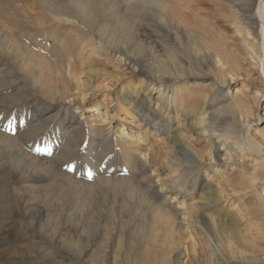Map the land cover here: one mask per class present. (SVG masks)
I'll list each match as a JSON object with an SVG mask.
<instances>
[{
    "label": "rangeland",
    "instance_id": "374dc122",
    "mask_svg": "<svg viewBox=\"0 0 264 264\" xmlns=\"http://www.w3.org/2000/svg\"><path fill=\"white\" fill-rule=\"evenodd\" d=\"M20 1H0V6L8 7L6 18L14 17L15 3ZM204 1L208 3L207 7L213 10L214 15L216 13L218 14L213 0ZM258 1L256 0V8L254 10V14L259 23L256 36L257 38L259 36V39L263 41L264 29L261 26L262 24L264 25V3L262 4V2ZM169 2L172 14L185 5L183 1L169 0ZM197 2L199 4L198 9L200 11L202 10L201 0H192V3L185 8V12L190 16L196 14L195 11H192V8ZM126 3H130L132 6L135 4L132 0H127V2L125 0H104L97 12L103 15L112 13L118 15L117 17L120 16L128 19L132 23L131 29L127 28L129 31L119 36L118 28L121 26L120 23L115 29L92 33L89 39L94 43L89 42L86 45L85 52L95 55L97 59L95 64L97 65L94 66V69H100L104 74L103 77L108 82V94L110 95L111 91H115L120 97H125L130 94L134 95L136 93H143L142 96L145 94L149 95L153 88L154 80L164 79L168 81V83L157 86L162 91V94H165V98H162L156 92L154 96L152 95L151 99L153 102L164 103L171 110L169 122L166 123L165 120L163 121V129L165 128L163 132L170 134L169 139L163 142L159 141L161 138L159 137L160 133L152 136L149 132L145 131V126L140 124L138 119L133 115L128 119L131 123L124 124L122 119L126 115L118 113V115L113 116L111 127H106L111 129L110 135L112 139L106 134L107 131H99L92 134L93 142L90 143V146H101L102 141H112L122 145L117 140L121 130H123L125 134L131 136L132 140L136 142L133 146L139 147L147 152V159L144 162H140L137 156L131 155L128 152V149L131 147L127 146V150L125 151L123 150V146L122 151H120L117 150L116 145L110 144L109 155H100L106 159L110 158L113 161L111 169L105 175L92 173L86 175L82 173L85 167L91 168L93 164H87L85 161L89 160L86 158L80 159L79 156H75L69 164V167H65L63 170V175L68 181L65 183L61 177V167L55 163V169L53 167L49 168V165L53 164L54 161L47 159L48 156L52 157L57 154L56 148L59 149L58 146L61 144L52 145L53 143L49 141L50 143L43 145V148L31 147L32 143L23 144L20 153L21 160L17 163L20 171L13 164L9 163L10 154L5 157V161L12 167V171L0 169V178H4L7 181L6 186L0 187V199L4 195H10L13 199L26 197L27 202L30 200L29 198H32L30 201L31 205L39 206L44 213V219L39 226H35L36 230L39 231L41 240L48 242L46 246L39 249V252L43 251V254L51 253L55 247L59 246L61 248V257H58V261L64 264H143L142 260L137 258L135 250L145 242H149L151 245L149 259L154 264H174L176 255L179 256L177 261L180 264H204V259L212 258V250L204 238V234L206 233L205 229L208 230L204 224L195 226V220L181 221V218H179L176 220L183 222V224L179 225L177 230H172V232L166 226H160V224H153L149 229L143 230L144 226L140 224L139 217L144 213H141L139 210L146 209L151 203L157 200L158 189L160 188L156 187L158 179L161 180V187L165 191L174 189L167 188L170 168L163 166L164 159L160 161L161 154L166 155V157L169 156L168 158L170 159H172L170 156L173 158L176 157V162L177 159L179 162L185 161L189 157L185 156L184 152L188 151L190 147H195L194 149L202 160L201 166L204 168L200 174V183L201 181L204 182L212 179L213 184L221 181L222 186H225L223 181H234L232 183L234 185L232 189H225L228 195L233 194L239 189L237 183L240 180H244L242 182H245L248 175L250 176L256 170L257 166L255 165H258L257 161H260L264 165V98L261 100L262 87L260 86L257 68L252 66L243 55L247 50L254 49V43L245 32L238 33L236 32L237 29L235 26L232 27L226 23L225 25L227 27L223 28V31H213L212 36L215 38L216 44L224 43L227 52L232 51L233 48L236 49L233 52L234 58L230 61L237 64V68L232 72V74H235L234 78H236L233 81V78L229 77L230 72L226 68L221 69L216 67L212 57L214 55L212 50L203 48V50H207V53L202 54L194 47V42L198 43V35L194 31H189L185 28H180L176 31V29L168 25H164L163 27L165 32L158 29V27L152 28L149 25H145L144 21L141 20V18L143 19V14L138 11V7L128 8L125 6ZM222 4L226 7V10L234 9L227 4V0H224ZM242 7L243 5L240 4L235 9L237 8V11L242 14L240 11V9H243ZM71 18L76 21L74 16ZM8 23L12 26V19ZM187 28H197L198 31H202L201 25L195 20H192L187 25ZM147 29L157 30L159 36L164 34L171 37L169 39L160 37L161 42L157 38L149 40L147 33H144ZM166 29L168 31L167 34ZM118 36L123 37V39L119 40ZM204 39H211V34L210 36L206 35ZM170 40L175 44L173 46L174 49L169 48L172 47ZM121 52L127 58L126 62H118ZM220 53L224 60L228 59V57L223 56L225 53ZM48 61H53V58L45 57L43 68L36 63L34 69L37 73L44 72V78L49 79L53 83L56 76H53L49 72L51 68L47 64ZM128 62L134 63L131 65L125 64ZM84 63V58H80L72 74L73 78L77 79L80 75L79 71L84 68L82 81L86 82L87 77L85 74L88 73V69ZM175 64L177 65L176 67L174 66ZM16 72L19 74L16 79L21 78L26 80L25 69H17ZM259 73L262 75L264 82V74L261 71ZM110 75H113L112 79H107ZM29 80L33 79L30 77ZM75 89L76 87L74 85L73 91H76ZM239 89L245 94L243 100L249 103L250 109L244 112V116L239 111L237 113H232L230 110L221 112L222 104L217 98L224 97L225 104L232 103L236 99V91ZM82 90V96L76 97L77 100L74 104H83L84 110H79V113L87 121L92 116V110L95 109L96 103L102 100L103 96L92 100V92L97 91V89L88 90L83 87ZM180 94L186 97V101L197 96V104L185 101V110L187 111H182L179 108L176 109L174 101ZM259 100L261 101L259 102ZM256 103L259 105L256 113L257 120L252 115L255 114ZM105 105L108 104L106 103ZM99 112H105V109L102 108ZM176 112L179 113V125H182V127L178 129V132H173L178 125ZM217 112L219 114L215 118H222L218 122L221 121L224 123L221 124L223 126L218 128L219 132L234 136L238 134L239 127L243 126L240 129L241 138L243 140L247 139L248 143L258 153L263 154L255 156L257 153L247 144L243 143L246 145V150L253 151L252 153L255 154L253 157H256L255 161H246L243 158L245 155L235 148L228 152V159H226L227 157L222 158V160L228 162L229 166H218L212 169L215 165V160H213L214 162L211 160V147L207 145V142L202 143V139L197 137V134L203 129V125L198 124V122H200L199 119L203 117L207 119ZM69 119H71V115L68 116ZM246 119L251 122L248 126L246 124L243 125ZM240 122H243L242 125ZM18 126L20 128V124ZM103 126L102 124L100 127ZM16 131H18V128H16ZM175 133L179 135L178 138H174L176 136ZM192 141H195L194 144L196 146L192 147L190 144ZM83 154L84 152L81 153V155ZM35 158L38 159V164L34 162ZM81 160H84L83 164L85 166L83 164L80 165L78 171L77 168ZM110 162L108 161L107 164L110 165ZM41 164L45 167L42 165L40 171L38 167ZM102 167L105 168L107 165L102 164ZM35 173L39 176L38 182L22 183L24 178L33 176ZM261 180L263 181V178ZM62 184L65 188L69 184L70 188L73 189L72 200L68 202L66 199H63L68 205H65L63 202L60 204L56 199L59 193L57 188ZM256 188L249 193L247 192L249 190L245 191L247 194L242 195L244 207L242 205L240 209L241 215L243 216L248 218L249 216H253V218L255 216L253 220L254 224L252 223L248 227L249 231L242 232L245 236L254 234L253 237L256 241L255 245L253 244L254 247H245L246 244L244 247L240 246L236 237L233 239L227 231L222 235L224 243L230 236V244L228 245L234 247L237 253L244 254V257H255V259L259 255L262 256L261 254L264 255V211L261 210L264 209V198L260 197L262 195L261 190L264 188ZM36 194L39 197L35 196ZM165 195L170 197L166 192ZM235 198L236 196L234 195L229 197L227 207L234 208V203L237 201V198ZM13 199L11 201L12 208L6 209V212H0V226L4 227L3 231L5 232L3 237L7 236L10 243V245L0 246V264H4L2 259L5 257L10 260L26 258L27 262H30L35 257L42 258V254L31 251V246L23 241L28 238L29 231L34 226L30 221L23 219L17 211L18 203ZM182 199H180L181 204L177 205L178 208L184 205L185 208L183 210L186 211L189 217H194L198 213V209L193 207L199 204L198 197L195 198V195H193L191 200ZM240 200L241 198H239ZM168 203L166 201L165 204L168 206ZM172 204H177V202H173ZM2 206L4 205L0 200V209ZM129 206L131 209L127 210ZM87 208L94 210L90 226H94L99 230L92 232L91 229L83 230L81 228L79 224L80 219H89ZM134 209L136 210L134 211ZM251 210H253L254 214H251ZM222 217L225 216L222 215ZM145 220L152 222V217ZM209 229L215 231L214 227H209ZM201 231H203L202 235ZM85 237L92 239L89 249L81 254H75L69 248V243L75 241L81 243ZM224 250L227 252V256H229L228 251L226 249ZM37 263L34 262L32 264Z\"/></svg>",
    "mask_w": 264,
    "mask_h": 264
},
{
    "label": "bare ground",
    "instance_id": "6f19581e",
    "mask_svg": "<svg viewBox=\"0 0 264 264\" xmlns=\"http://www.w3.org/2000/svg\"><path fill=\"white\" fill-rule=\"evenodd\" d=\"M103 1L104 0H21L15 3V15L12 18H6L8 7L0 6V132H2V134H0V157H2L0 158V169L12 171V167L5 161V157L10 154L9 163L13 164L15 168L20 171L17 163L21 160V146L27 143H32L31 147L39 148H43V145L49 144L50 142L53 143L52 145L61 144L58 146L59 149L56 148L57 154L52 157L48 156L47 159L54 161L53 164L49 165V168L53 167L55 169L56 164L61 167V177L64 183L68 181L63 175V170L65 167H69V164L75 156H79L80 159L86 158L89 160L85 161L87 164H93L91 168L85 167L82 173L86 175L90 173L105 175L108 170L111 169L113 161L110 158L106 159L100 155H109L110 144L116 145L117 150L120 151H122L123 146V150L125 151L127 150V146L131 147L128 149V152L131 155L137 156L140 162H144L148 156L147 152L139 147L133 146L136 142L132 140L131 136L125 134L123 130H121L117 140L121 142L122 145L112 141H102L101 146H90V143L93 142V133L107 131L106 134L111 138V129L106 127H111L113 116L118 115V113L127 116H124L122 119L124 124L131 123L128 119L133 115L138 119L140 124L145 126V131L149 132L152 136H155L156 133H160L159 137L161 138L159 141L163 142L169 139L170 134L163 132L165 131V128L163 129V121L165 120L166 123L169 122L171 110H169L168 106L164 105V103L153 102L151 99L152 95L154 96L156 92H158L162 98H165V94H162V91L157 86L168 83V81L164 79L154 80L153 88L149 95L145 94L142 96L143 93H136L134 95L130 94L125 97H120L115 91H111L110 95L108 94V82L103 77L104 74L100 69H94V66L97 65L95 64V61H97L95 55L85 52L86 45L89 44V42H93L89 39L92 33L115 29V27L121 23V26L118 28L120 36L129 31L127 28L131 29L132 27L130 20L120 16L117 17L118 15L116 14L107 13L108 15H103L98 13V8ZM125 1L127 2V0ZM176 1H183L185 5L180 7L174 14L171 12L169 0H132V2L135 3L133 6L130 3H126L125 6L128 8L138 7V11L143 14V19L141 18V20L144 21L145 25H149L152 28L158 27V29L165 32L163 27L164 25H168L169 27L172 26L176 31L180 28L194 31L198 35V43L194 42V47L202 54L207 53V50H212L214 52L212 57L216 67L221 69L226 68L227 71L230 72L229 77L233 78V81H235L236 78H234L235 74H232V72L237 68V64L230 61L233 60V52L236 49L233 48L232 51L227 52L224 43L216 44V40L212 36V33L214 30L223 31V28L227 27L225 23L232 27L235 26L237 29L236 32L238 33L245 32L247 36L253 40L254 49L247 50L243 55L249 63L258 70L257 74L259 75L260 86L262 87V100L264 98V82L259 72L261 71V73L264 74V40L261 41L259 36L258 38L256 36L257 28L259 27L258 20L254 14L256 0H227V4L232 7V9L234 8L233 10H226V7L222 4L224 0H217L218 2L213 0L214 7L218 12L216 15H214L212 9L207 7L208 3L201 0L202 10L200 11L198 9L199 4L197 2L192 8V11H195L196 14H192L191 16L185 12V8L192 3V0ZM259 1L262 2V4L264 3V0ZM240 4L243 5V9H240L242 14L237 11V8L235 9V7H239ZM119 7L121 8V6ZM73 16L76 21L71 18ZM11 19L13 22L12 26L8 23ZM192 20L199 22L202 31H198L197 28H187V25H189ZM263 26L262 24L261 27L264 29ZM167 32L166 29V34ZM144 33H147L149 40L157 38L159 42H161L160 37L168 39L171 37L169 35H167L169 36L167 37L164 34L159 36L157 30L152 29H147ZM210 34L211 39H204L206 35L210 36ZM122 39L123 37H119V40ZM170 44L172 47L169 48L174 49L173 46H175V44L172 40H170ZM159 46H161V44H159ZM203 48L207 50H203ZM220 52L225 53L223 56L228 57V59L224 60ZM45 57L53 58V61L47 62L51 68L49 72L53 76H56L53 83H51L49 79L44 78V72L37 73L34 69L36 63L43 68ZM121 57L123 58L121 59ZM124 57L123 52H121L118 62H126L127 58L125 57L124 59ZM80 58H84V65H86L88 69V73L85 74L87 77L86 82L82 81L84 68L79 71L80 75L77 79L73 78L72 73ZM133 63L134 62H128L125 64L131 65ZM174 66L176 67L177 65L175 64ZM17 69L26 70V80L21 78L16 79L19 75L16 72ZM30 77L33 80H29ZM112 77L113 75H110L107 79H112ZM74 85L76 91H73ZM83 87L88 90L97 89V91L92 92V100L103 96V99L96 103L95 109L92 110V116H90V119H87V121L86 118L79 113V110H84L83 104H74L77 100L76 97L82 96ZM244 95L242 90L239 89L236 91V99L229 104H225L224 97L217 98L222 104V110L220 111L230 110L232 113H237V111H239L244 116V112L250 109L249 103L243 100ZM255 98L257 99V97ZM261 100H259V102ZM185 101L186 97L184 95H178L174 101L176 109L179 108L182 109V111H187L185 110ZM186 102L197 104V96L192 97ZM106 103L108 105H105ZM258 106V103H256L255 114H252L255 116L256 120ZM102 108L105 109V112L101 113L99 110ZM218 114L217 112L207 119L203 117L199 119L200 122H198V124L203 125V129L197 134V137L202 139V143L207 142V145L211 147V160H215V165L212 169L218 166H229L228 162L222 160V158L227 157L226 159H228V152L235 148L245 155L243 158L246 161H255L256 157H253L255 154L252 153L253 151L250 152L251 150H246L245 144L257 153L255 156L263 154L258 153L256 149L248 143L247 139L243 140L241 138L240 129H242L241 127L243 126L239 127L238 134L234 136L232 134L219 132L218 128L223 126L221 124L224 123L221 121L218 122V120L222 118H215ZM69 115H71V119L68 120ZM178 116L179 113L176 112L178 125L173 132H178V129L182 127V125H179ZM240 123L242 125L243 122ZM19 124L20 128L18 126ZM102 124L104 126L100 127ZM194 124L196 125V123ZM245 124L248 126L251 122L246 119L243 125ZM16 128H18V131H16ZM178 137L179 135L177 134L174 138ZM196 142L198 143V141ZM194 143L195 141L190 143L192 147L196 146ZM194 148L195 147L188 148V151L184 152V155L189 158L180 162L178 159L177 162L175 161L176 157L173 158L170 156L172 158L170 159L168 158L169 156L166 157V155L161 154L160 161L164 159L163 166L170 168L167 188L174 189L165 191L164 188L161 187V180L158 179L156 187L160 188L158 189L157 200L151 203L146 209L139 210L141 213H144L139 217L140 224L144 226L143 230L149 229L153 224H160V226H166L172 232V230H177V227L183 224V222L176 219L181 218V221H190L193 219L196 221L195 226L204 224L206 228H208V230L205 229L206 233L204 232V238L212 250V258L204 259V264L264 263L263 254H261L262 256H257L256 259L255 257H244V254L237 253L234 247L228 245L230 244V236L225 243L222 239L223 233L227 231L233 239L236 237L240 246L244 247L246 244L245 247L251 248L253 244L255 245L256 241L253 237V233L248 236L242 233L249 231L248 227H250L252 223L254 224L253 220L255 216L254 218L253 216H249V218L243 216L241 215L240 209L242 205L244 207L242 195L247 194L245 192L246 190H249L247 191L249 193L257 189L256 187H258V189L264 188V165L260 161H257L258 165H255L257 166L256 170L252 172L250 176L248 175L245 182H242L244 180H240L239 183H237L239 189L233 194L228 195L225 189H232L234 187L232 184L234 181H223L225 186H222L221 181L213 184L212 179H208V181L204 182L201 181L200 183V174L204 168L201 166L202 160ZM45 151L48 152L46 149ZM83 152L84 154L81 155ZM37 157L41 158L39 156ZM83 161L81 160L77 170L80 168V165L83 164ZM108 161H111L110 165L107 164ZM34 162L38 164V159L35 158ZM102 164L107 165V167H102ZM42 165L43 164L38 167L40 171ZM87 169L88 171L86 172ZM261 178H263V181ZM38 180L39 176L35 173L33 176L24 178L22 183L38 182ZM253 184H255L256 187ZM6 185L7 181L4 178H0V187ZM57 189L59 193L56 199L60 204L63 202L65 205H68L63 199L70 202L72 200L71 196L73 195V189L70 188L69 184L67 188L62 184ZM165 192L169 194L170 197H167ZM261 192L262 195H260V197L264 198V189H262ZM193 195H195V198L198 197L200 202L193 206L198 209V213L194 217H189L186 211L183 210L185 208L184 205H182L181 208H178L177 205L181 204V198H183L182 200H191ZM233 195L236 196L237 201L234 203V208H229L227 207L229 197ZM35 196L39 197L37 194ZM239 198H241L240 201ZM12 199L10 195H4L0 199L1 203L4 205L0 209L1 213L6 212V209L12 208ZM29 199L28 202L26 201V197L13 200L17 201V211L21 214L23 219L30 221L34 226L33 228L31 227L28 238L23 241L31 246V251L42 254V258L35 257L31 259L30 262H27L26 258L10 260L5 257L2 259V262L4 264H32L34 262H42L37 264H64L58 261V257H61V248H59V246L55 247L51 253L43 254V251L39 252V249L46 246L48 243L47 241L41 240L39 231H37L35 227L36 225L39 226L44 219V213L39 206L31 205L30 201L32 198ZM56 199L55 201H57ZM86 201L88 202V200ZM166 201L169 202L168 206L165 204ZM173 202H177V204H172ZM129 209H131L130 206L127 207V210ZM135 210L136 209H134V211ZM261 210L264 211V209ZM87 211L89 219H80L79 224L81 228L83 230L91 229L92 232L99 230L94 226H90L94 210L87 208ZM251 214H254L253 210H251ZM149 215L152 217V222L145 220L151 218ZM222 215L225 217H222ZM209 227H214L215 231L209 229ZM3 229L4 227L0 226V246L10 245L7 236L3 237V234H5ZM202 234L203 231H201V235ZM89 238L85 237L81 243L77 241L70 242L68 246L75 254H81L89 249L90 241H92V239ZM224 249L228 251L229 256H227V252ZM150 251V243L145 242L143 245L137 247L135 254L139 260H142L143 264H154L153 261L149 259L151 254ZM178 259L179 256L176 255L174 264H180L177 261Z\"/></svg>",
    "mask_w": 264,
    "mask_h": 264
}]
</instances>
